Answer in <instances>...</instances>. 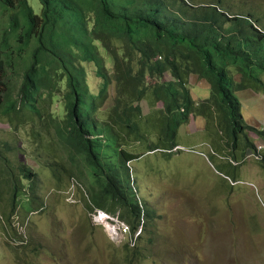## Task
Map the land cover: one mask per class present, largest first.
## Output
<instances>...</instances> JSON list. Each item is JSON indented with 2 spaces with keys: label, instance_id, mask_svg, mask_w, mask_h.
I'll return each instance as SVG.
<instances>
[{
  "label": "trees",
  "instance_id": "trees-1",
  "mask_svg": "<svg viewBox=\"0 0 264 264\" xmlns=\"http://www.w3.org/2000/svg\"><path fill=\"white\" fill-rule=\"evenodd\" d=\"M39 3L35 13L27 0H0V124H31L55 189L75 181L89 220L102 210L129 226L123 256L112 264H132L141 256V234L134 233L150 230L156 212L140 199L130 161L146 152H179V127L198 114L208 118L212 109L231 150L246 130L257 133L244 122L235 92L264 94V29L251 13H230L213 1ZM191 76L209 85L200 102ZM148 96L147 114L141 102ZM131 136L142 152L126 147ZM24 153L20 143L0 141V218L17 247L29 242L11 217L41 212L47 198Z\"/></svg>",
  "mask_w": 264,
  "mask_h": 264
},
{
  "label": "rangeland",
  "instance_id": "rangeland-1",
  "mask_svg": "<svg viewBox=\"0 0 264 264\" xmlns=\"http://www.w3.org/2000/svg\"><path fill=\"white\" fill-rule=\"evenodd\" d=\"M27 1L35 13L40 12L39 0ZM191 1H213L230 13H251L264 29V0ZM234 77L239 79L236 73ZM188 84L196 101L210 95L204 80L191 76ZM235 94L241 114L248 119L247 91ZM151 100V96L142 100L145 110H151ZM215 113L219 115L214 110L200 120L192 116L189 127L179 128V152L169 157L160 151L147 152L130 161L140 199L156 212L152 228L140 232L141 256L132 264H264V192L240 173V160L227 157L226 138ZM30 126L28 122L12 129L1 123L0 141L23 146L25 153L19 156L39 173L40 187L47 197L45 208L23 218V225V214L11 217L12 226L27 236L26 247L11 244L7 232L13 235V230L0 218V264L115 263L123 256L125 237L111 234L106 223H95L93 212L88 219L75 181L63 180L61 190L55 189L38 156L47 154L37 152ZM150 131L154 138L153 128ZM126 147L134 153L143 150L141 142L132 136Z\"/></svg>",
  "mask_w": 264,
  "mask_h": 264
},
{
  "label": "crops",
  "instance_id": "crops-1",
  "mask_svg": "<svg viewBox=\"0 0 264 264\" xmlns=\"http://www.w3.org/2000/svg\"><path fill=\"white\" fill-rule=\"evenodd\" d=\"M205 84H207V83L205 82ZM245 90L247 91V94H244V99H245L246 103H248L250 106L251 115L248 116V119H245L243 117V115L242 114L241 115H242L244 122L248 125L253 126L257 130V133L254 130H246V133H245L246 136L244 134L239 135L237 147H235L232 150L230 149V147H228V150H229L228 153L229 154L231 153V154L230 155L227 154V157L228 158L230 157L229 159L236 157L238 160H240V163H239L240 173L247 176L248 177L247 181H249L252 184L255 183L258 186V188L262 192H264V94L261 92H256L252 89H245ZM254 98H256V101L253 100ZM200 101L201 100L196 101V102H200ZM158 106L159 105H157L155 107H158ZM142 107H143V105H142ZM152 108H153V106H152ZM152 108H151V110H152ZM240 109H241V104H240ZM143 110L147 114L151 111L149 109V107L147 108V110H145L143 107ZM212 110L214 111V109H212ZM213 111H212V114H213ZM201 116L204 117V115L198 114L194 118H196V120H200ZM215 116L217 117V113H215ZM204 118H206V117H204ZM183 126L189 127V123L188 124H182L180 127H183ZM178 138H179V129H178L177 139ZM246 138L248 139V141L252 142L253 146H255L254 151H256L257 145L262 146L258 150L259 154H261V159H254L252 156H249V157L246 156L247 154H249L247 152L250 149H252L251 147H248V145L246 143ZM225 142H226V140H225ZM222 144H223V139L220 140V146L221 147H222ZM178 146H180V144L177 143L176 149H179ZM225 146H226V144H225ZM216 151L218 152L220 150H215L214 153H216ZM244 154H246V155L244 156ZM220 155L224 156L222 154H220ZM246 158H248V159H246Z\"/></svg>",
  "mask_w": 264,
  "mask_h": 264
},
{
  "label": "built area",
  "instance_id": "built-area-1",
  "mask_svg": "<svg viewBox=\"0 0 264 264\" xmlns=\"http://www.w3.org/2000/svg\"><path fill=\"white\" fill-rule=\"evenodd\" d=\"M261 145H257L256 151L254 149H250L246 156H252L257 159H261V154H259L258 150L261 148ZM93 220L95 223L103 222L106 223L107 230L113 234L116 233V235L123 234L124 237L128 236L130 234V228L129 226L121 221L116 215L105 213L102 210H96L92 213ZM141 232V229L139 228L135 233L134 236L138 235Z\"/></svg>",
  "mask_w": 264,
  "mask_h": 264
},
{
  "label": "clouds",
  "instance_id": "clouds-1",
  "mask_svg": "<svg viewBox=\"0 0 264 264\" xmlns=\"http://www.w3.org/2000/svg\"><path fill=\"white\" fill-rule=\"evenodd\" d=\"M138 229H139V228H138ZM138 229H137V230H138Z\"/></svg>",
  "mask_w": 264,
  "mask_h": 264
}]
</instances>
